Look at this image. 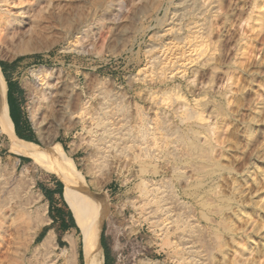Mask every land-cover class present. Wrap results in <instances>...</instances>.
Returning <instances> with one entry per match:
<instances>
[{
    "label": "rangeland",
    "instance_id": "obj_1",
    "mask_svg": "<svg viewBox=\"0 0 264 264\" xmlns=\"http://www.w3.org/2000/svg\"><path fill=\"white\" fill-rule=\"evenodd\" d=\"M108 1L109 12L117 20L99 22L96 16ZM181 2L42 3L39 14L30 18L29 31L20 37L28 52L0 61L17 60L14 67L25 90L24 110L37 143L31 142L43 154L20 160L8 150L7 137L0 132V201L18 188L23 192L21 200L28 199L31 217H39L41 211L48 222L51 212L44 190L69 179L83 191L92 213L101 214L100 234L121 240L125 252L132 254L125 263L206 264L208 259L210 264H264V0H199L197 10L194 3H185L182 9ZM17 3L6 0L4 5L15 9ZM3 22L0 12V29ZM78 23L80 29L73 30ZM241 60L245 69L239 68ZM227 73H237L231 87L237 97L242 89L244 99L234 117H228L226 133L225 117L213 109L216 105L228 109L225 95L230 81L222 84ZM51 85L67 92L63 113L59 106L36 102L40 90L50 96ZM174 86L191 104L193 99L208 101L205 113L210 112V118L189 119L185 125L179 121L171 107L180 100L165 92ZM155 112L160 120L169 116L170 124L144 135L138 120ZM215 120L219 140L231 127L237 128L232 142L216 146L214 134L205 130ZM117 126L124 134L122 150L116 141ZM193 129L200 131V143L209 139L214 146L218 170L208 172V165L194 174V163L201 161L194 160ZM56 149L71 163L75 175L63 177L61 164L50 155ZM141 164L148 171L140 172ZM142 176L152 181L146 190L138 186ZM63 207L70 210L68 204ZM215 208L222 212L216 213ZM1 209L0 215L5 216L0 219L8 229L0 244V264H45L44 256L34 250L43 239L39 241L41 233L54 223L42 224L29 241L24 230H14L26 227L31 218H19L24 211L18 208ZM9 215L15 228H9ZM48 231L55 237L51 259L61 264L60 255L67 248H58L55 232ZM56 233L60 237L62 231ZM68 234L76 244L80 241L78 227Z\"/></svg>",
    "mask_w": 264,
    "mask_h": 264
},
{
    "label": "bare ground",
    "instance_id": "obj_2",
    "mask_svg": "<svg viewBox=\"0 0 264 264\" xmlns=\"http://www.w3.org/2000/svg\"><path fill=\"white\" fill-rule=\"evenodd\" d=\"M5 1L6 0L1 1L3 3H2V6H0V12L3 13V19H4L3 26L0 29V58H11V57L21 55V54H25L26 52H28V50L21 45L20 37L29 31L32 17H34V15L42 9V6H43L42 3L47 1V0H18V3H17L18 7H16L15 9L9 8L10 7L9 5H8L9 7H5V5H4ZM198 1L199 0H182L181 3H182V5H184V7H182V9H185V3H186V5H192L191 3H194V10H197ZM200 1H203V0H200ZM108 5H109V1L103 9L99 10V14L96 16V19L99 22L113 18L112 14L109 12ZM11 6H13V4ZM201 11L202 10H200L199 12L201 13ZM199 12H197V13H199ZM24 16L26 18H24ZM113 20L116 21L117 18H115V19L113 18ZM82 23L85 24V21ZM80 24L79 23L74 24L72 26V29L77 30L79 28ZM80 26H82V25H80ZM93 36H96V34ZM15 39H17V42L12 45L11 42H12V40H15ZM7 41L10 42L11 45L8 44ZM4 44H6V45L4 46ZM85 47L86 46H84V47L82 46V48H85ZM243 61H245V60H241L239 62V64H240L239 68L245 69V63ZM212 64H215V62L213 61ZM212 67H214V66H212ZM236 74L234 75L233 73L232 74L227 73L226 77H225V81L222 83V84H224V83L227 84V81H230L228 83L229 87L226 90L227 94L228 93L229 94L225 95V100H226V103L228 105V107H227L228 109H225L223 106L221 107V106H217V105L214 106L215 108L213 109V112H216L217 115L220 114L221 116L225 117L224 121H223L222 129L226 133L228 132V126L230 125V121H228V117H232V116L234 117V113L241 106L242 100L244 99L242 97V91H243L242 89H241L240 97H237L234 90L231 87L232 85H234V80L238 79V77H237L238 75H236ZM33 84L35 85V87L38 85L36 82H34ZM54 86L55 85H51V90L49 91L50 96L45 94L44 90L39 89L40 91H38V96L36 98V102L41 103V106L44 104H46V106H48V107L59 106L60 109L62 110V113H63L64 109L66 107V101H67L66 99H64V95L67 92L65 93L64 88H62L60 91L59 90L57 91L56 88H55V90H53ZM239 88H241V86H239ZM175 90L176 89L174 86L165 92L174 93L176 95V102H177V100H180L176 104L174 103L175 105H172V107H171V109L173 110V113L179 117V121H181L185 125V121L189 120V119L197 121V122L198 121L202 122V121H206L210 118V115H211L210 112L205 113V111H206L205 106L208 105V101L203 102V101H199L198 99H193L194 103L191 104L188 102V100L184 97V95L182 93L179 94V91H175ZM239 91H240V89H239ZM6 92H7L6 91V81H5V78L2 74V71L0 69V132H2L7 137L8 150L11 153L15 154L16 156H25L26 158L27 157L28 158H35V157L43 154V153L37 151L36 148L38 146L36 144L26 142V141L20 139L15 134L13 124H12V122L9 118L8 112H7ZM52 97H56V100L52 99ZM216 114H215V116L217 117ZM32 116L34 117V114H32ZM44 116L45 115H43L42 117H44ZM119 122H122V120ZM138 124L142 127L143 134L145 135V134H149V131L152 129H155V130H153V132H154V131L162 128L163 126H168L170 124V119L168 116V119L165 118V119L160 120L158 113L155 112L154 116H149L148 114H144L138 120ZM216 124H217V122L215 120L213 122V125H209L208 127L205 128V130L207 132L214 134V140L217 143L216 146H220V144L224 143L226 140L229 142H232V138L237 136V128L231 127L228 135H226V133H225L224 135H222V138L219 140L220 136H215L216 135L215 130L218 128ZM175 125H176L175 130L177 132H180V126H178L177 124H175ZM191 125L192 124H189L188 126H191ZM119 127H118V131L116 133L117 134L116 141L119 144L118 148L120 150H122L124 134L122 133V130ZM190 131L192 134H194V141L191 140V142H190V144L192 145V148L194 149V160L199 159L201 161L200 165L198 163H194V174L200 173L201 171H205L204 167L208 166V165H210L209 169L207 170L208 172H210L212 169H213L212 171L218 170L221 167V165L217 162V160H215V158L213 156L214 146L211 144L210 140L205 139L203 143H200V141L197 140V134H199L200 131H196L194 129L190 130ZM247 133L249 135L252 134L251 130H249V129L247 130ZM231 144H232V148H234V146H233L234 143H231ZM229 148L231 149V146H229ZM56 150H57V152L54 151L50 155H51V157L56 158L58 160V162L61 164V167H62L61 168V174L63 175V177H65L64 176L65 174L75 175L76 173H75L71 163L68 160H66L64 156H62L61 152L58 149H56ZM226 152H228V151L226 150ZM222 154L223 153H221V151H220L219 155L221 156ZM139 156H140V154H138V153L134 155V157L136 159ZM230 156H231V154H230ZM230 159H231L230 160V162H231L233 160V157L232 158L230 157ZM209 161H211V163H208ZM66 166H68L67 169H66ZM230 166H232V164H230ZM256 169H258V168H256ZM153 170L155 172H157L155 166L153 167ZM139 171L140 172L148 171V170H146V165L141 164L139 167ZM71 175L69 177H71ZM72 177H71V179H72ZM66 178H68V176H66ZM77 178H78V176H77ZM79 180H80V178H79ZM195 181H196L195 186L200 184L199 183L200 178H197V176L195 178ZM150 184H152V181L148 180L142 176L141 181L139 182L138 186L139 187L140 186L145 187V190H146V188H148ZM252 188H253V186H252ZM63 195H64L65 202H67V204L69 206V209L73 215V218L75 220V223H76L78 230H79V233H80V241H81L80 247L82 250L83 264H103V253H102V248H101V244H100L101 214L99 213L100 214L99 215L97 213V211L92 213L91 209H89L87 207V204L85 203L86 199L84 197L83 191L81 189H79L77 187V185L74 184V182H72V180H69V179L65 180V183L63 185ZM74 195H76V196H74ZM21 199L23 200V192L18 190V188L16 189L14 194L12 192H10L7 197L6 196L4 197V200H2L3 202L0 201V213L3 212L1 208L4 206L9 208L10 210L12 209V211H14L17 208L23 210L24 212L22 213L21 216H19V218L20 217H25V218L29 217V219L31 218V221L28 222L26 227L16 228L14 230V232L15 233L20 232V231L22 232L24 230L26 235H28L30 238L29 241H32L36 235V232H34V231H36L42 224L46 223L47 219H44L43 217L41 218V216H40L41 211L39 212L40 215H37L39 217H36V215H35L36 213H35L34 215L36 218H32L31 214L29 212V209H28L30 206L29 207L27 206L28 203L25 204V202H28V199H26L24 201H22ZM205 203L206 202H204L203 204H205ZM206 204H209V203H206ZM220 208L222 209V207H220ZM220 208H218V209L215 208L213 211H216V213L222 212ZM40 209H43V207H40ZM201 214H202L203 218L208 219V216L203 211L201 212ZM208 214H209V212H208ZM1 216H5V214L0 215V217ZM9 217H10L9 228L10 229L15 228L16 225H15L13 217H11V215H9ZM7 229L8 228L3 225L2 219H0V244H1V241L5 239V232ZM203 236H201V237L203 238ZM54 238H55L54 233L52 231L46 232L42 241L40 243H38L39 244L38 247H36L34 250V252L37 251V253L44 256L45 264H54V259H51V255H53L52 254L53 252L51 251V249H52V246H54L53 245V243L55 241ZM75 239L76 238H74V236L71 234H68L64 237V241L66 242L65 247L67 248V250L65 249L66 251L64 250L65 252L61 253V255H60V257L62 258L61 264H76L77 258H78V251H77V244H76ZM198 242L200 243L199 240H198ZM205 245H206V243H205ZM205 248H208V247H205ZM62 251H63V249H62ZM21 259L23 262L26 261V258L24 256L21 257ZM207 260H205L206 264H210L209 262H207ZM15 264H20V263L18 262Z\"/></svg>",
    "mask_w": 264,
    "mask_h": 264
},
{
    "label": "crops",
    "instance_id": "obj_3",
    "mask_svg": "<svg viewBox=\"0 0 264 264\" xmlns=\"http://www.w3.org/2000/svg\"><path fill=\"white\" fill-rule=\"evenodd\" d=\"M4 72H5L4 78L6 80V91H7L6 92L7 112L13 124L15 134H16V128H18L19 131L24 136H31L33 138L34 130L28 118V115L25 113L24 110L25 90H24V86L22 85V82L17 76L19 72L18 67L15 68L12 65V62H6L4 64ZM60 144L64 148L65 143L63 141H60ZM48 190L53 191L49 199L47 198L48 207L50 209L51 216H49L50 217L49 221L46 222L45 224L47 225L54 223V227L48 228L44 233L42 232L39 241H41V239L48 230L52 229L56 234L57 247L60 248V246L62 247L65 246V243L63 241L64 235H66V233L69 230L76 229L73 225V221L75 223V220L72 216L71 211L64 208L65 206L63 207L65 200L63 199L64 200L63 202L57 190L53 188H48ZM64 205H67L66 202ZM56 230L62 231L60 237L58 236V233H56ZM120 241L121 240L115 239L110 234L107 236L106 232L103 233V238L102 239L100 238V244L103 253V264H128L125 263V261L122 260L120 261V256L123 255V253L125 257L131 256L129 252L128 253L125 252L124 243ZM77 250H78V258L76 264H82L83 261H82V250L80 247V241L77 242ZM80 250H81V255H80Z\"/></svg>",
    "mask_w": 264,
    "mask_h": 264
},
{
    "label": "trees",
    "instance_id": "obj_4",
    "mask_svg": "<svg viewBox=\"0 0 264 264\" xmlns=\"http://www.w3.org/2000/svg\"><path fill=\"white\" fill-rule=\"evenodd\" d=\"M16 61H17V60L12 61V65H13V66L16 65V63H17ZM0 67H1V70H2V72H3V75L5 76V72H4V63H3L2 61H0ZM16 135H17L20 139H22V140H24V141H26V142H30V143L35 142V143H37V142L35 141V139L32 138L31 136H24V135L19 131L18 128H16ZM31 141H32V142H31ZM19 158H20V159H23L24 157L19 156ZM55 189H56L57 192L59 193L60 198L63 200V184H62L60 181L57 182V184H56V188H55ZM44 193H45V195L47 196V198L49 199V197L52 195L53 191H51V190H47V189H46V190H44ZM63 202H64V200H63ZM64 204H65V202H64ZM72 220H73V218H72ZM73 225H74V227L77 229V226H76V224L74 223V221H73ZM100 238H101V239L103 238V232L100 234ZM80 255H81V250H80Z\"/></svg>",
    "mask_w": 264,
    "mask_h": 264
},
{
    "label": "built area",
    "instance_id": "obj_5",
    "mask_svg": "<svg viewBox=\"0 0 264 264\" xmlns=\"http://www.w3.org/2000/svg\"><path fill=\"white\" fill-rule=\"evenodd\" d=\"M125 254H127V253H125ZM131 254V253H130ZM138 256V255H137ZM132 257V254H131V256L130 257H125L124 256V253H123V255H121L120 256V261L122 260V261H129L130 260V258ZM138 260H139V258H137Z\"/></svg>",
    "mask_w": 264,
    "mask_h": 264
},
{
    "label": "water",
    "instance_id": "obj_6",
    "mask_svg": "<svg viewBox=\"0 0 264 264\" xmlns=\"http://www.w3.org/2000/svg\"><path fill=\"white\" fill-rule=\"evenodd\" d=\"M63 199H64V197H63Z\"/></svg>",
    "mask_w": 264,
    "mask_h": 264
}]
</instances>
